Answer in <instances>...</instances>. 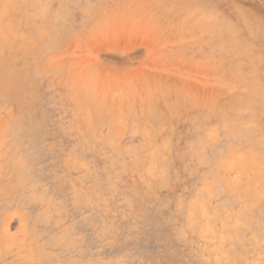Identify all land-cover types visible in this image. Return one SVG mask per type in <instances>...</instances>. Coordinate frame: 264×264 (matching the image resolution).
<instances>
[{
	"label": "rangeland",
	"instance_id": "obj_1",
	"mask_svg": "<svg viewBox=\"0 0 264 264\" xmlns=\"http://www.w3.org/2000/svg\"><path fill=\"white\" fill-rule=\"evenodd\" d=\"M0 264H264V0H0Z\"/></svg>",
	"mask_w": 264,
	"mask_h": 264
},
{
	"label": "bare ground",
	"instance_id": "obj_2",
	"mask_svg": "<svg viewBox=\"0 0 264 264\" xmlns=\"http://www.w3.org/2000/svg\"><path fill=\"white\" fill-rule=\"evenodd\" d=\"M9 215H10V216H14V214H11V213H10Z\"/></svg>",
	"mask_w": 264,
	"mask_h": 264
}]
</instances>
